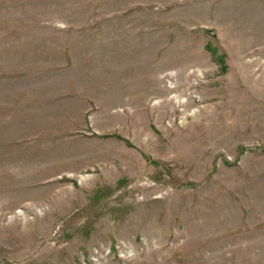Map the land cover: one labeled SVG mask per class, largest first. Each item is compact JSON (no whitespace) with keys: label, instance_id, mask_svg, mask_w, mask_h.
<instances>
[{"label":"rangeland","instance_id":"374dc122","mask_svg":"<svg viewBox=\"0 0 264 264\" xmlns=\"http://www.w3.org/2000/svg\"><path fill=\"white\" fill-rule=\"evenodd\" d=\"M0 264H264V0H0Z\"/></svg>","mask_w":264,"mask_h":264},{"label":"water","instance_id":"95a60500","mask_svg":"<svg viewBox=\"0 0 264 264\" xmlns=\"http://www.w3.org/2000/svg\"><path fill=\"white\" fill-rule=\"evenodd\" d=\"M205 31H207L208 33H211V32L209 31V29H205Z\"/></svg>","mask_w":264,"mask_h":264},{"label":"bare ground","instance_id":"6f19581e","mask_svg":"<svg viewBox=\"0 0 264 264\" xmlns=\"http://www.w3.org/2000/svg\"><path fill=\"white\" fill-rule=\"evenodd\" d=\"M176 96V95H175ZM175 96H173L172 98H174ZM168 99V98H167Z\"/></svg>","mask_w":264,"mask_h":264}]
</instances>
